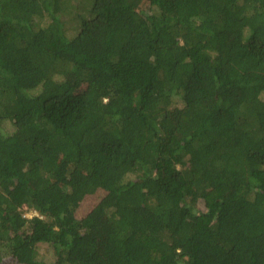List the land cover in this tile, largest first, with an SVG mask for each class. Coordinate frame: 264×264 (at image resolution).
Listing matches in <instances>:
<instances>
[{"label":"trees","instance_id":"1","mask_svg":"<svg viewBox=\"0 0 264 264\" xmlns=\"http://www.w3.org/2000/svg\"><path fill=\"white\" fill-rule=\"evenodd\" d=\"M0 264H264V0H0Z\"/></svg>","mask_w":264,"mask_h":264},{"label":"rangeland","instance_id":"2","mask_svg":"<svg viewBox=\"0 0 264 264\" xmlns=\"http://www.w3.org/2000/svg\"><path fill=\"white\" fill-rule=\"evenodd\" d=\"M103 196L104 193H102L101 191L95 193L94 195L88 196L81 203V205L79 204L77 216L83 217L84 215L89 213ZM39 251L40 255L42 254L41 256H44V258H46L47 260H54V255L52 254V252H50L47 246H43L42 249H39Z\"/></svg>","mask_w":264,"mask_h":264}]
</instances>
